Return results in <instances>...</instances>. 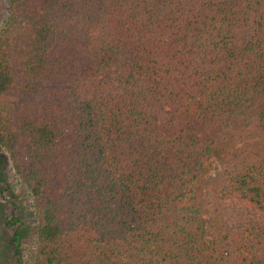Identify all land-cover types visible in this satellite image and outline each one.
<instances>
[{
	"label": "trees",
	"instance_id": "1",
	"mask_svg": "<svg viewBox=\"0 0 264 264\" xmlns=\"http://www.w3.org/2000/svg\"><path fill=\"white\" fill-rule=\"evenodd\" d=\"M4 1L23 263L264 264V0Z\"/></svg>",
	"mask_w": 264,
	"mask_h": 264
},
{
	"label": "rangeland",
	"instance_id": "2",
	"mask_svg": "<svg viewBox=\"0 0 264 264\" xmlns=\"http://www.w3.org/2000/svg\"><path fill=\"white\" fill-rule=\"evenodd\" d=\"M6 13V4L0 0V24ZM198 133V131H195ZM219 164L214 159L208 171L202 176L201 184L215 174ZM4 180H0V264H15L11 234L14 229L20 231L19 255L21 264L33 240V218L29 206V197L25 188L14 176L8 160L3 161ZM14 219L13 226L6 225L5 219Z\"/></svg>",
	"mask_w": 264,
	"mask_h": 264
}]
</instances>
